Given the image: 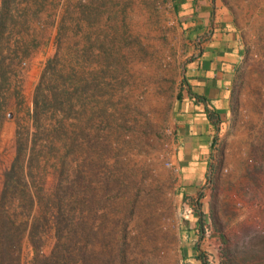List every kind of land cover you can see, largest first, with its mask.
Segmentation results:
<instances>
[{"label":"rangeland","instance_id":"374dc122","mask_svg":"<svg viewBox=\"0 0 264 264\" xmlns=\"http://www.w3.org/2000/svg\"><path fill=\"white\" fill-rule=\"evenodd\" d=\"M210 1L241 47L186 191L178 94L210 34L191 36L176 0H0V264H31L35 245L73 264H264V0ZM20 148L33 168L8 179Z\"/></svg>","mask_w":264,"mask_h":264},{"label":"crops","instance_id":"0c3cea01","mask_svg":"<svg viewBox=\"0 0 264 264\" xmlns=\"http://www.w3.org/2000/svg\"><path fill=\"white\" fill-rule=\"evenodd\" d=\"M179 16L190 35L208 33L200 53L190 64L186 87L178 100L179 161L186 191L202 182L208 166L207 157L217 133L208 109L223 116L231 106L234 69L239 59L240 43L232 12L216 9L210 0H176ZM186 165V166H185Z\"/></svg>","mask_w":264,"mask_h":264},{"label":"trees","instance_id":"16d2710c","mask_svg":"<svg viewBox=\"0 0 264 264\" xmlns=\"http://www.w3.org/2000/svg\"><path fill=\"white\" fill-rule=\"evenodd\" d=\"M53 61L54 59H49L46 63V66L43 69L42 75H41V80L38 83V85H36L35 87V98H34V102H35V108H34V120L35 123L38 122V120L40 119V112L38 111V97L42 96V98L45 100V98L48 99V95L50 93V84L48 83V80L51 78V71L54 69V65H53ZM59 76L63 79L65 78V75L62 72L59 73ZM47 82V84H46ZM46 84V85H45ZM64 84V83H63ZM47 91V92H46ZM64 91V88L61 89L60 93L62 94ZM65 91H68V89ZM182 92H180L178 94V98L180 99L182 97ZM208 116L210 118V120L212 121V123L215 125L216 129H219V122L221 120V114L213 111L211 109H208ZM33 163V158L31 159V156L28 158V156L26 155V153L23 151V148H20V150L18 151V155L16 156V159L14 160L12 167L10 170H8V172H6V176L7 178H11V174L14 171H20L21 174L23 176H25L27 170L29 171V173H31V169L33 168V165L31 164ZM31 202H34V197L33 195H31ZM202 221L201 218H198V223L200 224ZM198 228V227H197ZM199 229H200V225H199ZM13 236V232H12V225L9 224L8 221H4V222H0V254L1 256L3 255L4 251L9 252V250H6V248L3 249L2 244H5V242H8L11 240ZM8 244V243H7ZM35 255L32 258L31 264H73L70 262V257H67L65 255H61L59 257L56 256V254L53 252L50 255H43L40 252H37L38 246L35 245ZM15 250L11 249V253H14Z\"/></svg>","mask_w":264,"mask_h":264},{"label":"built area","instance_id":"2783aa9c","mask_svg":"<svg viewBox=\"0 0 264 264\" xmlns=\"http://www.w3.org/2000/svg\"><path fill=\"white\" fill-rule=\"evenodd\" d=\"M169 165H170V166H172V165H173V163H169Z\"/></svg>","mask_w":264,"mask_h":264}]
</instances>
